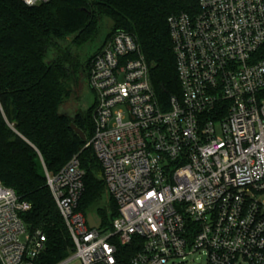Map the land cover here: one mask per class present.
Masks as SVG:
<instances>
[{
    "label": "built area",
    "instance_id": "2783aa9c",
    "mask_svg": "<svg viewBox=\"0 0 264 264\" xmlns=\"http://www.w3.org/2000/svg\"><path fill=\"white\" fill-rule=\"evenodd\" d=\"M38 7L53 0H21ZM168 20L181 96L164 109L138 40L118 32L92 56L87 143L118 208L108 230L80 210L78 156L47 184L74 244L58 264H264V0H198ZM31 206L0 184V264H36Z\"/></svg>",
    "mask_w": 264,
    "mask_h": 264
},
{
    "label": "trees",
    "instance_id": "16d2710c",
    "mask_svg": "<svg viewBox=\"0 0 264 264\" xmlns=\"http://www.w3.org/2000/svg\"><path fill=\"white\" fill-rule=\"evenodd\" d=\"M198 13V0H53L38 7L0 0V184L31 206L23 215L29 232L46 236L36 264H58L74 254L46 171L56 176L78 156L85 171L79 210L101 219L104 230L118 217L101 165L86 148L94 135L92 108L79 110L75 120L59 112L90 71L92 57L82 64L72 48L93 45L104 26L110 29L104 41L118 32L134 36L150 67L156 97L167 110L171 99L181 96L168 20ZM73 123L85 142L72 130ZM105 198L112 204L109 212L102 208ZM121 250L124 264H130L137 250Z\"/></svg>",
    "mask_w": 264,
    "mask_h": 264
},
{
    "label": "rangeland",
    "instance_id": "374dc122",
    "mask_svg": "<svg viewBox=\"0 0 264 264\" xmlns=\"http://www.w3.org/2000/svg\"><path fill=\"white\" fill-rule=\"evenodd\" d=\"M110 29L106 26H104L99 34L98 39L96 42L87 47L80 48L79 50L76 48H72V52L75 55L77 52L79 56V60L82 64H86L89 61V58L92 57L99 49L100 45L104 42L106 37L109 35ZM66 47V44L64 45ZM57 55V50H54L52 52V57ZM71 99H75L77 102V106L80 110V112H87L89 109L92 108L93 104L95 103V95L93 94L90 85L88 83V80H85L82 85H78V87L74 90L73 94L71 95L70 99L66 102V104L71 101ZM110 207H112L111 202L107 201V198L104 199L102 203V208L109 212ZM199 264V262H197ZM70 264H81L80 261L74 260ZM176 264H181L180 262H177ZM202 264H207L205 260H203Z\"/></svg>",
    "mask_w": 264,
    "mask_h": 264
},
{
    "label": "water",
    "instance_id": "95a60500",
    "mask_svg": "<svg viewBox=\"0 0 264 264\" xmlns=\"http://www.w3.org/2000/svg\"><path fill=\"white\" fill-rule=\"evenodd\" d=\"M82 87H83V83H82ZM79 111V108L77 106V102L75 101V99H71V101H69L68 104H64L59 112L60 114H64L66 116H68L71 120H75V117L77 115ZM71 128L72 130H74L76 132V134L85 142L86 141V137L85 134L75 126V124H71ZM87 222L88 225L91 229H95V230H99L102 226V220L99 219L98 217L94 216V215H89L87 217Z\"/></svg>",
    "mask_w": 264,
    "mask_h": 264
},
{
    "label": "flooded vegetation",
    "instance_id": "af4514ba",
    "mask_svg": "<svg viewBox=\"0 0 264 264\" xmlns=\"http://www.w3.org/2000/svg\"><path fill=\"white\" fill-rule=\"evenodd\" d=\"M84 83V82H83Z\"/></svg>",
    "mask_w": 264,
    "mask_h": 264
}]
</instances>
